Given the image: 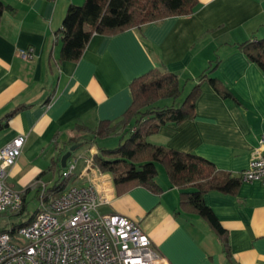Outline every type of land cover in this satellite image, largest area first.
Wrapping results in <instances>:
<instances>
[{
    "label": "crops",
    "instance_id": "obj_1",
    "mask_svg": "<svg viewBox=\"0 0 264 264\" xmlns=\"http://www.w3.org/2000/svg\"><path fill=\"white\" fill-rule=\"evenodd\" d=\"M80 1L2 0L7 8L0 17V150L16 136L25 137L17 162L7 170L10 187L22 194L29 189L33 196L41 184L50 188L56 179L48 180L54 172L47 170L70 141L82 140L78 127L94 131L101 121L117 122L131 104L130 83L150 71L175 74L182 90L199 85L200 96L192 119L164 125L149 142L202 157L231 176L245 170L264 133V73L238 45L264 38V0H197L190 15L94 35L78 62H59L54 34L68 6ZM28 48L32 56L23 59L20 50ZM207 78L219 80L239 104L221 98ZM96 153L92 143L86 154ZM70 158L78 160L74 175L79 176L84 157ZM85 176L83 183L106 199L98 213L137 222L169 264H264L259 181H241L234 194L204 195L227 232L226 254L202 218L180 209L181 190L171 187L166 175L156 178L160 192L134 187L121 194L110 174L93 169Z\"/></svg>",
    "mask_w": 264,
    "mask_h": 264
},
{
    "label": "trees",
    "instance_id": "obj_2",
    "mask_svg": "<svg viewBox=\"0 0 264 264\" xmlns=\"http://www.w3.org/2000/svg\"><path fill=\"white\" fill-rule=\"evenodd\" d=\"M197 6V0H84L82 5L70 4L62 20L61 28L54 34V40L57 39L60 42L59 62H78L94 35L113 36L166 18L187 16L192 14ZM6 8L0 0V17ZM238 48L264 73V38L246 41L239 44ZM206 81L221 98L230 99L239 104L234 95L219 80L207 78ZM130 92L131 104L118 122L101 121L92 131L94 136L105 138L119 127L129 138L115 149H97V153L93 155L95 165L101 172L112 176L118 194L125 193L134 187H144L151 192H160L161 188L156 178L157 166L162 167L170 186L181 190L180 209L202 218L228 254L227 232L222 228L212 210L205 205L204 195L209 192L234 194L241 183V178L216 170L211 162L197 155L146 141L164 125L180 124L194 117L195 103L200 96V86H194L178 108L173 106L152 108V105L159 100L175 101L180 97L182 90L178 77L173 73L147 72L132 80ZM18 110L7 114L6 121ZM82 130L87 129L78 127L79 137ZM92 141L80 140L79 143L92 145ZM67 146H72L71 141ZM62 155L59 153L47 170L57 174L53 185L46 189L48 196L59 195L67 186L68 181L61 175ZM43 175L45 174L39 175L37 180H40ZM40 189L39 186L36 195H39ZM29 193L27 189L22 194V206L16 214L19 217L22 216L26 207V196ZM32 220L33 217L29 221L15 220L11 223V227L14 231ZM4 231L8 230L0 227V232Z\"/></svg>",
    "mask_w": 264,
    "mask_h": 264
},
{
    "label": "built area",
    "instance_id": "obj_3",
    "mask_svg": "<svg viewBox=\"0 0 264 264\" xmlns=\"http://www.w3.org/2000/svg\"><path fill=\"white\" fill-rule=\"evenodd\" d=\"M32 51L20 50V56L29 59ZM24 144L25 137L18 135L0 150V216L22 206V192L7 183V170L17 162ZM77 161L69 158L62 169V178L72 183L59 195L48 196L41 184L40 206L29 224L13 231L10 221L8 231L0 232V264H169L137 222L98 213L106 199L100 200L94 187L83 183L87 172L98 167L90 155L82 174L75 176ZM238 176L243 182L264 184V133Z\"/></svg>",
    "mask_w": 264,
    "mask_h": 264
},
{
    "label": "rangeland",
    "instance_id": "obj_4",
    "mask_svg": "<svg viewBox=\"0 0 264 264\" xmlns=\"http://www.w3.org/2000/svg\"><path fill=\"white\" fill-rule=\"evenodd\" d=\"M83 1L84 0H81L80 3L75 4V5H82ZM181 90H182V88H181ZM190 91H191V88H186L185 90L183 89L182 92H181L180 97L178 99H176L175 101H172L170 99L159 100V101L155 102L152 105V108L153 109H160V108H167V107H170V106L178 108V107L181 106V104L183 103V101L185 100L187 95L190 93ZM133 130H135V129H133ZM80 135L82 136L81 137V139H82L81 141H84V140H87V139H90V141L93 140L92 143H94V145H95V147L97 149H115L121 143H125L128 140V138H129L128 135L123 134L122 128H119V127L116 128V131L113 134H111L110 136L105 137V138L94 136L93 132L90 131V130H85V131L82 130L80 132ZM146 141L149 142V139H146ZM76 144H78L81 148L78 147L73 152V154L75 156L83 155L84 161H85V159L88 157L86 152H87V150L89 148V145L88 144L87 145H83L82 143L73 142V145H76ZM41 160H42V158H41ZM41 165H42V163H41ZM46 165L47 164H44L45 167H46ZM157 167H158L157 168V171H158L157 180H158L159 179V173L160 174H164V176H165V173H164V170H163L162 167H160V166H157ZM56 178H57V174L56 173L54 175H52L50 173L47 176V179L50 180V181L54 180ZM164 178L168 182L167 177L165 176ZM33 195H34L33 192L29 194L28 199L26 201V207L23 210V214H22L21 217L16 215L19 211L15 212L13 214L8 212L7 214L0 216V227L9 228L10 224H8V223H10V221H11V223L14 222L15 220L17 222L18 221H29L35 215V213L37 212V210H38V208L40 206L39 199L37 197L33 196Z\"/></svg>",
    "mask_w": 264,
    "mask_h": 264
},
{
    "label": "water",
    "instance_id": "obj_5",
    "mask_svg": "<svg viewBox=\"0 0 264 264\" xmlns=\"http://www.w3.org/2000/svg\"><path fill=\"white\" fill-rule=\"evenodd\" d=\"M79 147L78 144L70 146L69 149L60 158V167L63 169L66 167V163L71 157L72 153Z\"/></svg>",
    "mask_w": 264,
    "mask_h": 264
}]
</instances>
